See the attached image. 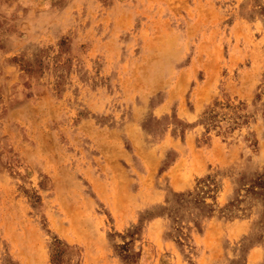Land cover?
I'll return each mask as SVG.
<instances>
[{
  "label": "rangeland",
  "instance_id": "rangeland-1",
  "mask_svg": "<svg viewBox=\"0 0 264 264\" xmlns=\"http://www.w3.org/2000/svg\"><path fill=\"white\" fill-rule=\"evenodd\" d=\"M0 264H264V0H0Z\"/></svg>",
  "mask_w": 264,
  "mask_h": 264
}]
</instances>
